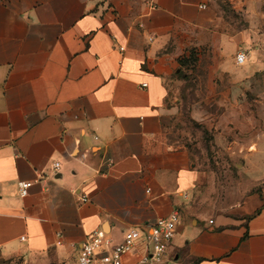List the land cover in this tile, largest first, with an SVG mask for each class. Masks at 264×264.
Here are the masks:
<instances>
[{
  "label": "crops",
  "instance_id": "0c3cea01",
  "mask_svg": "<svg viewBox=\"0 0 264 264\" xmlns=\"http://www.w3.org/2000/svg\"><path fill=\"white\" fill-rule=\"evenodd\" d=\"M155 2L0 0V260L77 264L93 231L118 243L176 210L164 262L141 261L150 249L142 236L123 264H264V188L230 206L202 199L208 174L196 150L170 138L187 79L204 101L264 82L254 48L264 25L236 29L216 0ZM230 3L264 17V0ZM189 49L200 65L207 52L203 73L184 69ZM201 102L191 114L202 123L211 113ZM243 108L231 103L225 117L246 119ZM246 143L225 139L239 153ZM21 179L33 181L25 196Z\"/></svg>",
  "mask_w": 264,
  "mask_h": 264
},
{
  "label": "rangeland",
  "instance_id": "374dc122",
  "mask_svg": "<svg viewBox=\"0 0 264 264\" xmlns=\"http://www.w3.org/2000/svg\"><path fill=\"white\" fill-rule=\"evenodd\" d=\"M216 1L225 12V18L231 20L236 29L245 28L251 24L264 25V17L248 19L231 9L230 0ZM256 34L252 32L253 36ZM254 45V48L260 53L263 52L262 55H264V39L255 40ZM201 54L203 61L200 65L196 51L191 53L189 49L188 56L183 59L184 69L195 71L197 67V73H203L207 66L205 65L207 52L204 51ZM195 56L197 61L194 60ZM198 84L197 80L185 81V90L187 89L189 93L183 96V115L176 129L170 134V138L184 137L188 141L189 148L194 149V152L196 150L194 159L208 174L207 189L202 192V199L217 200L226 206L234 205L242 202L247 195L261 192L264 188V82H258L256 87L244 97L217 94L207 98L206 101L203 100L204 97L191 93ZM199 100H202L201 103L210 110L211 119L207 122L201 123L192 117L191 106ZM235 102L245 107L243 111L247 116L246 119L225 117L226 107ZM228 136L230 141L236 138L247 141L242 153L236 149L237 144H232L233 149L225 145V139ZM257 142L261 143L259 152L256 151ZM232 150H238V154H233ZM0 264H30V260L1 259Z\"/></svg>",
  "mask_w": 264,
  "mask_h": 264
},
{
  "label": "built area",
  "instance_id": "2783aa9c",
  "mask_svg": "<svg viewBox=\"0 0 264 264\" xmlns=\"http://www.w3.org/2000/svg\"><path fill=\"white\" fill-rule=\"evenodd\" d=\"M149 3L155 7V0H149ZM201 8L207 7V0L200 4ZM123 50V47H120ZM247 59L245 51L240 50L236 54V61L238 64H243ZM59 162H55L54 168L57 169ZM33 181L21 179L18 181V189L22 196L29 192ZM83 200L87 201L86 194ZM179 221V212L173 211L171 215L164 218H159L156 223L145 233H142L138 228L128 229L122 241L113 243L111 238H108L101 230L93 231L88 234L83 241L80 252L77 258V264H123L122 257L125 253L130 252L135 247L138 239L142 236L150 245L148 253H146L142 262L162 263L165 256L169 254V249L172 239L175 235L176 226ZM168 264H173L170 261Z\"/></svg>",
  "mask_w": 264,
  "mask_h": 264
},
{
  "label": "trees",
  "instance_id": "16d2710c",
  "mask_svg": "<svg viewBox=\"0 0 264 264\" xmlns=\"http://www.w3.org/2000/svg\"><path fill=\"white\" fill-rule=\"evenodd\" d=\"M191 53H193V52L191 51ZM194 60H196V56L194 57Z\"/></svg>",
  "mask_w": 264,
  "mask_h": 264
}]
</instances>
